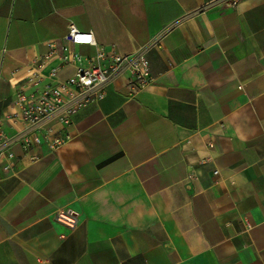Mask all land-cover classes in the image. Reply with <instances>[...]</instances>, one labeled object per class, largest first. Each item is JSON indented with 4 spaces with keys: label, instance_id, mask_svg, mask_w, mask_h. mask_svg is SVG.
I'll use <instances>...</instances> for the list:
<instances>
[{
    "label": "crops",
    "instance_id": "crops-1",
    "mask_svg": "<svg viewBox=\"0 0 264 264\" xmlns=\"http://www.w3.org/2000/svg\"><path fill=\"white\" fill-rule=\"evenodd\" d=\"M70 22L121 55L147 47L151 82L115 78L55 152L13 146L0 264H264V0H0L7 136L17 94L75 73L62 46L95 53L64 40Z\"/></svg>",
    "mask_w": 264,
    "mask_h": 264
},
{
    "label": "built area",
    "instance_id": "built-area-1",
    "mask_svg": "<svg viewBox=\"0 0 264 264\" xmlns=\"http://www.w3.org/2000/svg\"><path fill=\"white\" fill-rule=\"evenodd\" d=\"M237 1L231 0V5H235ZM84 36L93 37V34L90 31L78 30L70 22L64 40L71 44H88L95 47V53L88 58L87 64H82L81 54L64 45L61 59L64 62L76 63L75 73L64 81L48 84L39 91L35 90L28 97L21 93L17 94L16 103L20 112L16 117L25 126L13 136H7L0 128V168L4 171H9L13 167L16 156L12 150L14 145H19L26 153L41 145H45L50 152H55L67 143L70 140L67 128L73 115L90 103L101 100L109 83L115 78L126 76L130 95L150 84L147 47L121 55L97 44L94 37L92 42L77 40V37ZM36 82L37 79L31 84ZM52 119L60 125L59 129H54L48 123ZM207 147H212L211 141H208ZM37 157L35 154L30 155L31 160H36ZM213 174L217 175L218 170H213ZM78 219L74 212L67 209H60L54 213V220L68 229L75 228Z\"/></svg>",
    "mask_w": 264,
    "mask_h": 264
},
{
    "label": "clouds",
    "instance_id": "clouds-1",
    "mask_svg": "<svg viewBox=\"0 0 264 264\" xmlns=\"http://www.w3.org/2000/svg\"><path fill=\"white\" fill-rule=\"evenodd\" d=\"M77 40L83 42H92L93 37L92 36L77 37Z\"/></svg>",
    "mask_w": 264,
    "mask_h": 264
}]
</instances>
